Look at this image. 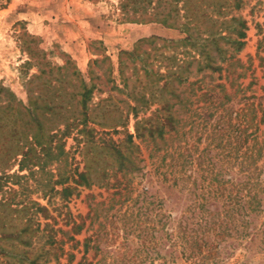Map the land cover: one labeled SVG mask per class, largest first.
<instances>
[{
    "label": "trees",
    "instance_id": "obj_1",
    "mask_svg": "<svg viewBox=\"0 0 264 264\" xmlns=\"http://www.w3.org/2000/svg\"><path fill=\"white\" fill-rule=\"evenodd\" d=\"M164 4L167 10L150 15L146 23L179 29L185 37L179 41L159 37L140 40V46L122 53L131 62L138 60L145 76L151 77L139 48L146 42L162 41L171 54L165 58L170 62L169 68L166 67L165 74L158 75L164 81L160 89L181 105L180 112L173 110L174 105L160 94L163 105L146 116L145 97L130 94L136 104L129 106L124 115L119 113L111 118V111L106 110L102 117L97 116L101 121H96L91 118L92 109L88 106L95 86L87 83L80 73H75L82 85L76 108L54 104L41 92L23 104L10 90L0 86V95L7 99L0 106V193L3 195L0 241L16 240L27 248L16 250L15 245H10L9 250L0 244V256L15 260H0V264H48L49 251L33 253V238L38 233H46L45 243L63 255L65 244L75 241L74 236L81 233L86 221L89 220V229L98 218L94 207L89 208L85 217L71 218L66 226H71L73 236L67 237V231L54 229L48 222L41 227L37 216L49 219L47 208L30 200L14 201L17 191L8 184L20 187L24 184L28 189L32 187L29 182H34L42 198L59 195L68 200L78 187H91L96 169L100 168L98 174L103 184L109 185L108 167L121 178L110 185L115 188L110 201L114 202L117 195L120 207L128 203L119 218L125 237L114 255L100 253L95 262L98 256L95 252L92 261L87 262L86 253L89 249L98 250L101 241V229L94 231L83 240V257L77 264H145L147 260L149 264H178V259L189 264H224L220 249L228 241H243L254 230L255 234L264 235V227L256 229L251 219L264 216V198H261L264 194V84L259 87L262 95L258 96L255 92L247 94L256 84L255 79L246 86L240 82L245 79L248 67L235 55L245 45L247 22L230 13L242 7V0H167ZM262 47L261 41L258 52H263ZM258 61L264 80V56H258ZM119 66L123 74L125 61L120 59ZM194 72L200 76L190 81ZM215 74L218 76L213 80ZM206 78L210 81H205ZM122 80L126 82L128 78ZM185 85L189 92L183 96L177 89ZM61 96L58 92L51 97L55 100ZM130 116L134 134L126 131L121 141L100 136L98 128L104 135L109 131L117 134L120 127L127 130ZM170 133L174 136L167 144L164 136ZM70 137L77 147L82 146L80 154L85 162L80 172L71 168L69 153L65 150ZM133 137L164 141L163 147L154 143L156 148L151 149L149 159L157 158L153 162L154 174L161 176L167 189L190 196L188 206L178 219L165 213L156 198L143 197L135 211L131 209L130 203H136L140 194L132 198L134 187L128 174L139 171L141 162ZM201 141L205 145L199 149ZM134 151H137L135 156ZM101 154L114 155L117 167L101 166L98 158ZM15 166L18 169L9 174L10 167ZM189 168L191 173L187 174ZM23 172L26 174H20ZM129 232L137 233L138 245L131 246ZM162 240L168 243L167 256L158 253ZM260 243L264 246V240ZM53 255L58 257L56 253ZM68 257L71 261L74 255L70 253Z\"/></svg>",
    "mask_w": 264,
    "mask_h": 264
},
{
    "label": "rangeland",
    "instance_id": "obj_2",
    "mask_svg": "<svg viewBox=\"0 0 264 264\" xmlns=\"http://www.w3.org/2000/svg\"><path fill=\"white\" fill-rule=\"evenodd\" d=\"M166 1L0 0V26L2 34H5V38L0 40V86L10 90L23 104H28V99L34 98L41 92L47 95V99L50 97L49 100H53L54 104L76 108L79 107V93L82 85L81 79L75 73H80L87 83H92L95 86L92 100L88 106L92 109L91 118L96 121L100 120L97 116L102 117L106 110L111 111V116L108 115L111 118L118 116L119 113L124 115L129 110V106L136 104L130 94L145 97L146 106L143 112L146 111V116L163 105L160 94H163L164 98H168L174 105L173 110L180 112L181 105L175 99H170L165 90L160 89L164 81L159 79L158 75L165 74L166 67L169 68L170 62L165 58L171 54V51L162 45V41L156 40L153 44L146 42L139 48L149 67L151 77L145 76L144 69L138 60L131 62L122 53L130 52L138 45L140 46V40L159 37L179 41L185 37L179 29L165 28L158 23H146L145 20L150 15L167 10L164 4ZM230 14L240 16L247 22L245 45L235 55V58L239 59L245 68L248 67L245 79L240 82L246 86L252 79H255L256 84L247 94L255 92L258 96L262 95L259 87L264 84V80L261 79L262 69L258 67V56H264V0H242V7L238 11L232 9ZM29 18L38 19V24L42 26V32L34 34L29 30ZM129 27L146 29V32L136 38L134 30L132 32ZM105 36H109L110 42H105L103 39ZM261 41L263 42V52H258L257 47ZM120 59L126 63L123 74L120 73ZM192 70L195 71V67ZM121 75L128 78V81L124 82ZM199 76L194 72L190 81ZM217 76L215 74L213 80H216ZM205 81L209 82L210 79L206 78ZM58 92L62 93V96L54 100L51 96ZM177 92H183L182 95L186 96L189 89L186 88V85L180 86ZM6 102L7 99L0 95V106H4ZM133 124L134 121L130 116L125 131L120 127L117 128V134L109 131L108 135H104L101 129L97 130L104 139L111 138L113 141H121L126 131L134 134ZM173 136V133L164 136L167 144L171 143L170 139ZM154 143H157L158 147H163L164 141L156 139L155 142H151L149 139L142 140L133 137V144L138 148V158L141 159V162L138 163L139 171L128 174V178H132L134 187L132 198L135 199L140 194L136 203H130L131 209L135 211L143 197H146L147 200L156 198L161 202L165 213H171L175 219H178L188 206L190 196L186 192L180 193L176 189H167V184L161 182V176L154 174L153 162L157 158L149 159L151 149L155 147ZM204 145V141H201L199 149H202ZM81 147H77L72 137L66 140L65 150L69 153L71 168H76L78 172L82 171L85 162L83 154H80ZM135 152L137 151H134V156ZM95 154L97 155V152ZM98 158L101 166L117 167L118 161L114 155L101 154ZM10 168L12 170L9 174L18 169L17 166ZM108 168L109 185L103 184L98 174L100 168L96 169L98 172L93 175L96 178L91 187H78L68 200H63L59 195L42 198L40 191L36 190L34 182H29L32 187L28 189L24 187V184H21V187L19 184H8L9 187L17 191L13 198L14 201L30 200L47 208L49 219H41L40 214L37 216L41 227L48 222L54 229L61 228L63 231H67V237L73 236L70 231L71 226H66L68 220L85 217L90 207L97 209V220L89 229V220L86 221L81 233L74 236L75 241L69 240L65 244L63 255L57 249H50L45 243L46 233L44 235L38 233L37 237L33 238L35 247L33 253L49 251L48 264H77L83 257V240L92 235L94 231L101 229L98 250L89 249L84 257L85 260L92 261L95 252H98V256L94 259L95 262L99 259L100 253H106L109 256L115 254L122 237H125L119 218L128 203H124L120 207V204L116 202L117 195L114 197V202L110 201L112 193L115 191V188L110 185H115V179H119L120 174L115 176L111 172L112 168ZM192 168L194 169V167ZM190 169L187 170V174L191 173ZM20 174H26V172ZM69 185L73 186L71 183ZM57 189L60 188L57 187ZM1 198H3L2 193H0ZM261 198H264V194L261 195ZM110 206L112 208H109ZM251 219L256 229H263V214ZM99 224L103 228H100ZM1 233L2 230H0V235ZM255 233L256 230L252 231L249 237L243 241H228L227 245H223L220 254L224 264H264V246L260 243L261 239L264 240V235ZM136 234L132 232L127 234V237L132 241L131 246L139 244ZM57 237H61V234L57 233ZM0 244L9 250L10 245H15L16 250L27 249L16 240L0 241ZM161 244L158 253L161 256H167L169 253L168 243L162 240ZM53 253H56L58 257L55 258ZM70 253L74 255L71 261L68 257ZM152 255H154L153 252ZM0 260L3 262L6 260L8 262L15 261L8 256H0ZM177 263L189 264L181 259H178ZM145 264H149V260Z\"/></svg>",
    "mask_w": 264,
    "mask_h": 264
},
{
    "label": "crops",
    "instance_id": "obj_3",
    "mask_svg": "<svg viewBox=\"0 0 264 264\" xmlns=\"http://www.w3.org/2000/svg\"><path fill=\"white\" fill-rule=\"evenodd\" d=\"M29 20V24H28V28H29V30L32 32V33H34V34H39L40 32H42V26H40L38 23V19L36 18H34V19H31V18H29L28 19ZM130 28V30L133 32V30H134V32H135V37L137 38V37H139V36H141V35H143L144 34V32H146V29H134V28H132V27H129ZM5 35V34H4ZM4 35L2 34V27L0 26V40L2 39V38H5L4 37ZM104 40H105V42L107 43V42H110V38H109V36L107 37V36H105L104 38H103Z\"/></svg>",
    "mask_w": 264,
    "mask_h": 264
}]
</instances>
